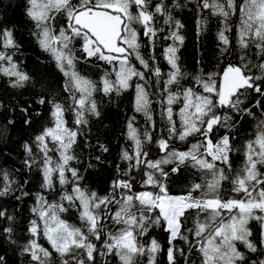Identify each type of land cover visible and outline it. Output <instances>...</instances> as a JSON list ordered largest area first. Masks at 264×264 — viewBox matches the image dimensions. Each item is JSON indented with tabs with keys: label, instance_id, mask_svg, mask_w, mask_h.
I'll list each match as a JSON object with an SVG mask.
<instances>
[{
	"label": "snow or ice",
	"instance_id": "snow-or-ice-1",
	"mask_svg": "<svg viewBox=\"0 0 264 264\" xmlns=\"http://www.w3.org/2000/svg\"><path fill=\"white\" fill-rule=\"evenodd\" d=\"M183 6L175 2V8ZM196 9L198 37L209 30L210 19L218 21L217 55L211 64L199 59L188 70L179 55L184 25L165 0L154 7L152 0H27L31 35L62 73L66 94V100L51 92L38 98L48 105V116L21 145L24 167L40 173L39 191H27L16 179L19 169L4 163L16 158L7 150L16 121L5 117L0 125V198H34L24 243L13 238L14 217L0 211L10 222L3 229L8 243L28 264H54L53 253L60 264H143V257L157 264L165 249L151 236L155 229L167 234L168 264H176L177 252L185 256L177 240L187 245L185 264H196L192 254L199 264H264V258L250 259L264 257V0H197ZM0 38V76L12 89L34 87V77L15 59L20 46L14 30L0 26ZM81 62L99 78L82 74ZM129 90L133 115L126 119L119 154L125 166L116 165V177L101 193L73 166L81 163L75 146L84 129L90 134L91 119L102 116L96 95L121 97ZM19 111L31 128L29 108ZM246 117L253 128L237 145ZM234 154L242 157L238 167ZM184 170H194L198 179L173 194L172 177ZM69 212L77 222L65 218ZM251 221L260 226L258 239ZM0 264H8L6 256L0 255Z\"/></svg>",
	"mask_w": 264,
	"mask_h": 264
},
{
	"label": "trees",
	"instance_id": "trees-1",
	"mask_svg": "<svg viewBox=\"0 0 264 264\" xmlns=\"http://www.w3.org/2000/svg\"><path fill=\"white\" fill-rule=\"evenodd\" d=\"M157 0H152L153 7ZM175 2L177 0H165V3L172 9L175 18L181 20L184 25L181 34L185 36L184 44L181 46L179 55L181 57V63L188 69L192 70L197 67L196 61L203 59L207 64H211L214 57L217 55V40L215 33L218 27V21L215 18L210 19L209 30L206 33L197 36L196 20L198 12L196 9L197 0H178V2L184 5L181 8H175ZM27 7V0H0V26H7L14 30V38L17 44L20 46L19 51L16 53L15 59L20 63L23 70L27 71L32 77H34L36 84L33 87L31 84L25 89H12L8 86L7 78L0 76V102L3 104V108H0V125H3L6 120L14 119L16 124L10 128V141L7 150L12 152L15 159H8L4 161L8 167H14L19 169L16 179L26 188L29 192L39 191L40 185V173L37 169H33L31 172L24 167L23 160L26 158L22 143L24 140L29 139L34 135L35 131L39 130V125L42 121H46L48 116V105H40L36 101L41 95L46 92H51L61 100H66V94L63 92V75L56 68L55 63L51 60L48 53L41 50L35 39L32 37L31 32L33 30V24L25 14ZM204 15L207 16L208 12L205 11ZM62 18H61V21ZM163 23V18H157V26L159 27ZM2 39V38H0ZM167 43H171L168 41ZM160 47L158 45L157 55L160 53ZM164 71H167L166 63L161 61ZM82 74H86L92 79H98L100 73L94 68L85 65L81 62L78 65ZM41 85L44 86V90H41ZM132 97L133 92L129 90L121 97L113 94L111 97L103 96L98 93L96 99L100 104V110L102 116L100 119H91V131L88 134V129H84V133L78 137L77 145L75 146V152L79 156L81 163L76 165L73 162V166H78L81 173L85 175V183L89 184L92 188H95L101 193H104L111 182L117 175L116 165L119 163L121 169L124 168V164L119 159V154L122 146L126 145V140L123 135L125 130L126 119L133 115L132 111ZM70 101L66 102L67 104ZM16 108V112L12 113L7 109ZM27 107L29 112L32 113V119L35 123L31 128L23 124L24 116L19 111L20 108ZM43 113V116L37 117L35 113ZM66 119L69 122V126H72L73 116L71 111L66 113ZM137 120L140 125H143V117L137 114ZM253 122L247 117L242 121L239 131L236 135L239 137L235 144H241L246 138L245 134L252 131ZM103 144L107 146L108 151L103 152L99 145ZM4 149L0 146V151ZM99 156L100 160L97 161L95 157ZM234 167H238L242 161V157L233 155ZM89 163L93 166L88 167ZM86 170V171H85ZM194 170H184L178 175L172 177L173 183L171 185V191L173 194H178L180 190L185 187L186 181L191 179H198L193 176ZM29 183L26 185L24 181ZM227 185H225V194H227ZM20 195L19 192L16 193ZM34 203L33 197H22L20 200L15 197L0 198V211L6 210L8 215L13 216L14 220L11 222L14 228L13 238L19 243H24L28 237L27 227L28 222L33 218L30 211ZM65 218L70 222H77L76 214L69 212L65 214ZM9 221L0 217V255L6 256L8 264H28V257L21 256L19 249L15 245H10L6 239L3 229L9 226ZM249 227L252 229L253 238L258 239L260 226L255 221H251ZM151 236H155L164 247V251L157 254V264H168L167 261V234L159 229H155L151 232ZM150 237L145 238V240ZM45 247L50 246L43 239L40 240ZM177 248L185 249V256H188L187 245L182 241L177 240ZM241 251H245L242 245H238ZM51 250V249H50ZM185 256L176 253V264H185ZM264 258L259 253L250 255V259ZM54 264H60L59 257L53 253ZM143 264H147V257H143ZM191 261H195L199 264V257L195 254L191 255ZM102 264V262H100ZM110 264H118V261L112 259Z\"/></svg>",
	"mask_w": 264,
	"mask_h": 264
}]
</instances>
